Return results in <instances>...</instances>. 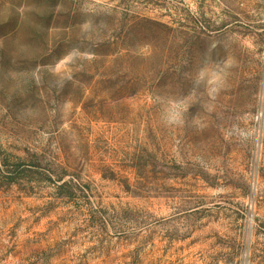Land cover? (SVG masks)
Returning a JSON list of instances; mask_svg holds the SVG:
<instances>
[{"label":"rangeland","instance_id":"obj_1","mask_svg":"<svg viewBox=\"0 0 264 264\" xmlns=\"http://www.w3.org/2000/svg\"><path fill=\"white\" fill-rule=\"evenodd\" d=\"M0 264H264V0H0Z\"/></svg>","mask_w":264,"mask_h":264},{"label":"trees","instance_id":"obj_2","mask_svg":"<svg viewBox=\"0 0 264 264\" xmlns=\"http://www.w3.org/2000/svg\"><path fill=\"white\" fill-rule=\"evenodd\" d=\"M7 168V167H6ZM7 172L9 173L10 172V170H7Z\"/></svg>","mask_w":264,"mask_h":264}]
</instances>
